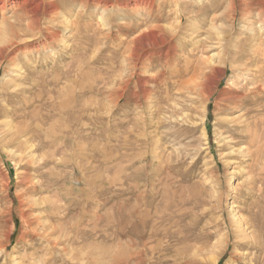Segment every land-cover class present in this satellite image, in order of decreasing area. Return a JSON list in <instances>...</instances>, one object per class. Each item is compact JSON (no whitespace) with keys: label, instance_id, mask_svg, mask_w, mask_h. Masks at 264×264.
Masks as SVG:
<instances>
[{"label":"rangeland","instance_id":"obj_1","mask_svg":"<svg viewBox=\"0 0 264 264\" xmlns=\"http://www.w3.org/2000/svg\"><path fill=\"white\" fill-rule=\"evenodd\" d=\"M155 25L182 80L219 83L183 91L186 124L139 82L164 69L129 50ZM130 248L264 264V0H0V264H136Z\"/></svg>","mask_w":264,"mask_h":264},{"label":"bare ground","instance_id":"obj_2","mask_svg":"<svg viewBox=\"0 0 264 264\" xmlns=\"http://www.w3.org/2000/svg\"><path fill=\"white\" fill-rule=\"evenodd\" d=\"M142 1V0H141ZM145 1V0H144ZM232 1H230L231 3ZM143 3V2H142ZM145 3V2H144ZM142 5V4H141ZM47 6V5H46ZM234 6V4H233ZM153 7V5L151 6ZM235 7V6H234ZM30 10V9H29ZM47 10V9H46ZM234 10V9H232ZM235 11V10H234ZM36 12V11H35ZM55 12V11H54ZM37 13V12H36ZM232 13V12H231ZM46 14V13H45ZM53 15V14H52ZM55 15V14H54ZM32 16V15H31ZM34 16V14H33ZM263 25V24H262ZM30 27V26H29ZM32 28V27H31ZM172 29V28H171ZM149 32L147 33H140L138 34L132 41V45L129 46V50L130 52L134 53L135 56V67L137 66L136 64L138 62H140L142 55H145L147 53L150 52V56L147 58L149 61V64H151L152 66H156V65H161L163 63V70L160 71L158 74L153 75V76H147V75H140V79L139 82H141L140 80H144L146 83L143 85V87H148L151 83V87H152V91H154V93H158V92H164L167 93V97L168 100L172 101V111H173V115H175L178 120H180L182 123H188L190 118L186 117V113L189 110H192L191 107L187 104L184 103H188L186 100H180L183 99L182 95H183V91L187 90L189 94L193 95V97L196 95H201L203 96L204 93L208 90L207 93V98L211 97V95L213 94L214 90L217 88L216 86L218 82L215 81V78H205L202 81H194V82H190L191 80H195V76L196 75H192L191 78L189 79L190 81L182 80L183 76L186 75L188 73V69L186 70H181L180 68H174L172 67V63L173 61H176L178 58V54L175 52L174 54H172L173 50L172 49H177L176 46L172 45V40L173 38L171 36H175L176 35V31L174 30H169L163 26L160 25H155L153 27H151L150 30H148ZM20 32V31H19ZM142 35V36H141ZM176 37V36H175ZM170 38V39H169ZM203 44H201L202 46ZM199 48V47H198ZM203 48V47H202ZM2 49V48H1ZM218 55V54H217ZM220 55V54H219ZM221 56V55H220ZM81 58V57H80ZM131 58V57H130ZM263 61V60H262ZM201 63V62H200ZM203 63V62H202ZM148 64V63H147ZM222 66V65H221ZM142 68V66H141ZM194 68V67H193ZM119 71V70H118ZM203 73V72H202ZM223 73V71L221 72ZM223 75V74H222ZM263 75V74H262ZM138 76V75H137ZM116 77V76H115ZM119 77V76H118ZM221 77V74H220ZM257 77V76H256ZM260 77V76H259ZM185 78V77H184ZM117 78H115V81ZM203 79V78H202ZM220 80V79H219ZM113 81V80H112ZM143 81V82H144ZM122 82V81H121ZM199 82V83H198ZM209 82V83H208ZM220 82V81H219ZM117 83V82H115ZM130 83V80L127 78L126 80H123V82L121 83L120 90L121 93L118 92H113L112 90V96H114L113 99H115L113 102H115L117 100L118 97L122 98L125 97L127 94V90H128V85ZM207 83L209 85H207ZM119 84V83H118ZM140 84V83H138ZM219 84V83H218ZM132 86V85H131ZM133 87V86H132ZM119 90V91H120ZM136 92V91H135ZM148 92V91H147ZM110 95V96H111ZM163 97V96H161ZM166 97V98H167ZM186 98L188 96H185ZM205 97V95H204ZM206 98V97H205ZM146 100V99H145ZM167 100V99H165ZM132 101V100H131ZM189 101L194 102V98L192 99L191 97L189 98ZM117 104V102H116ZM115 104V105H116ZM128 104V103H127ZM141 105V104H140ZM121 106V105H120ZM159 110V109H158ZM160 111V110H159ZM189 113V112H188ZM190 115V113H189ZM192 122V121H191ZM181 123V124H182ZM191 126L188 125V128L190 129ZM244 127V126H243ZM241 139L245 140L244 136H241ZM128 143V142H127ZM210 174H212L214 176V171L210 170L209 171ZM211 176V177H213ZM249 187V186H248ZM236 202H233V206L231 207L232 209L234 207H236ZM170 218L174 219L175 222L179 221V219L177 218V215L171 214L169 216ZM235 217V216H234ZM177 218V219H176ZM168 220V219H167ZM171 220V219H170ZM235 222L237 224L241 223L242 220L239 219H234ZM173 221V220H172ZM245 221V220H244ZM158 222V221H155ZM167 222V221H166ZM174 222V221H173ZM169 223V222H168ZM248 227L250 228L252 226V222L249 221V219H246L245 222ZM176 225V223H175ZM234 225V224H233ZM242 225V224H241ZM171 226V225H170ZM256 227V226H255ZM157 229V228H155ZM154 229V230H155ZM248 229V228H247ZM170 230V229H169ZM252 230V229H251ZM165 231V230H164ZM247 231V230H246ZM168 232V231H166ZM248 233V232H247ZM249 234V233H248ZM247 234V235H248ZM159 235V230H155L152 232L151 234V238L152 236L158 237ZM238 235V234H237ZM250 235V234H249ZM251 240H253V237L255 238V236H249ZM247 237V236H246ZM230 238V236H229ZM243 240V239H242ZM228 241V240H227ZM244 241V240H243ZM243 241L241 243H243ZM246 241V240H245ZM248 238H247V242H248ZM229 243V242H227ZM226 243V244H227ZM143 244V243H142ZM148 244V242L146 243ZM255 244V243H254ZM229 245V244H228ZM247 245V244H246ZM146 246V245H145ZM148 247V246H147ZM146 247V248H147ZM151 248V247H150ZM131 249V248H130ZM148 249V248H147ZM131 254H132V259L135 260L136 264H141L142 262H144V256L147 255V252L145 250H133L131 249ZM249 254V253H248ZM244 255V254H243ZM211 260L212 264H218L220 257H218L216 254H213L211 257H209ZM244 258V257H243ZM250 258V257H249ZM122 259V258H121ZM248 259V258H247ZM255 259V258H253Z\"/></svg>","mask_w":264,"mask_h":264}]
</instances>
